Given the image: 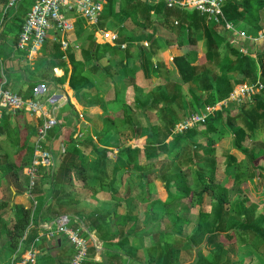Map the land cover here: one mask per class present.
<instances>
[{
	"label": "trees",
	"instance_id": "obj_1",
	"mask_svg": "<svg viewBox=\"0 0 264 264\" xmlns=\"http://www.w3.org/2000/svg\"><path fill=\"white\" fill-rule=\"evenodd\" d=\"M2 2L4 10L6 0ZM222 6L225 20L242 28L247 36L258 37L264 30V0H224ZM2 24L0 38L7 36ZM126 24L134 28L128 31ZM82 25L79 20L78 43L88 40L86 49L77 55L72 50L63 52L56 41L47 43V57L32 73L35 77L25 91L15 92L31 98L38 85L61 87L67 83L84 117L102 115V129L97 134L82 133L81 140L71 137L67 147H60L57 166L54 157V168L37 174L31 191L36 206L24 208L10 205L11 198L26 191L28 180L23 169L33 154L34 127H20L16 116L21 111L2 116L0 187L7 175L13 183L8 188L10 199L0 198V254L3 247L9 254L25 251L33 239L47 231L40 227L42 221L59 219L63 208L110 192L114 184L125 185L131 174L142 183L141 192L133 199L148 205L143 229L138 228L134 209L129 208L125 216L112 212L108 217L96 214L89 222L83 220L85 230H96L98 238L108 221L127 226L129 237L120 239L117 246L136 241V249L126 251L130 259L142 264H245L234 260L237 245H252L264 254V214L255 215L258 204L249 205L245 192L232 194L239 189L249 192V182L256 179L264 184V146L256 142V134L264 131V94L239 105L229 104L208 116L204 124L173 133L181 117L202 113L206 106L226 100L236 85L259 82L264 86V49L255 57L248 51L242 54L240 44L231 40L222 23H210L196 11L150 5L146 0H109L99 16L100 29L108 25L118 29L119 43L127 44L124 51L97 43L94 32ZM12 48L16 53L18 49L15 52ZM184 49H201L203 62L197 65ZM105 51L114 55L121 52L123 58L114 65L94 63L89 70L85 68L86 62L99 60ZM164 51H168L167 58L159 59ZM3 53L6 51L0 50V88L8 89L3 83L9 79L1 61ZM21 53L24 58L25 53ZM57 68L63 70L61 78L54 76ZM99 73L109 84L103 102L98 101L100 94L91 84V76ZM138 75L142 89L152 88L147 98L136 94L144 91L137 84ZM171 83L174 88L170 92ZM187 100L191 112L186 110ZM105 105L111 109L106 110ZM63 128L62 124L55 126L49 132L50 139ZM226 134L231 137V147L218 149ZM131 141L135 147L126 145ZM116 199L125 200L127 207L132 202L128 191ZM9 211L16 214L7 222ZM73 225L78 227L76 222ZM81 235L91 244L82 229ZM111 240L104 243L107 262L123 264L124 255L111 251ZM140 251L142 256H136ZM90 252H95L93 246ZM46 256L52 259L50 254Z\"/></svg>",
	"mask_w": 264,
	"mask_h": 264
},
{
	"label": "built area",
	"instance_id": "obj_2",
	"mask_svg": "<svg viewBox=\"0 0 264 264\" xmlns=\"http://www.w3.org/2000/svg\"><path fill=\"white\" fill-rule=\"evenodd\" d=\"M19 0H6L5 12L16 9ZM109 0H36L21 26L17 47L26 53V58L31 59L49 38L50 32L54 31L62 51L66 52L70 48L69 36H71L78 26V21L82 20L84 28L94 32V37L99 44H108L112 47L124 51L126 43H119V31L116 28L100 29L98 26L99 16L104 10ZM150 5H164L167 8L178 7L188 11H196L206 17L208 22L223 24L231 38L252 39L247 34L227 22L223 15L224 0H146ZM264 36L263 32L258 33V38ZM148 46L146 42L140 43ZM242 54H247L245 49L239 50ZM55 71V70H54ZM39 89L44 92L46 84H41L33 91L31 98H25L17 93L0 88V119L6 114H15L17 111L28 113L40 119L41 123L37 128L35 141L33 142V154L29 164L23 169L28 183L26 193L31 197V191L36 185V178L39 170H50L54 168V155L48 148L49 132L56 126L57 120L55 112L57 103H51L48 99L42 101L39 98ZM264 94V86L259 82L248 85L238 84L224 101L214 106H206L204 112L191 114L181 119L175 126L174 134H180L188 129L204 124L208 116L216 111L227 107L229 104H242L256 94ZM79 118L82 115L79 114ZM81 133L76 134V138H82ZM32 206H36V201L32 200ZM65 236L72 244L74 254L71 264H83L88 257V242L81 235V228L71 225L70 219L60 217L56 221V227L48 229L45 233L33 239L29 248L20 252V249L12 256L9 264H39L38 256L41 250L56 240L57 236ZM44 246V247H43Z\"/></svg>",
	"mask_w": 264,
	"mask_h": 264
},
{
	"label": "crops",
	"instance_id": "obj_3",
	"mask_svg": "<svg viewBox=\"0 0 264 264\" xmlns=\"http://www.w3.org/2000/svg\"><path fill=\"white\" fill-rule=\"evenodd\" d=\"M5 0H0V25L2 24V31L7 34V36H1L0 38V50L6 51V54L3 53L2 56L3 58L1 59L3 63V67L7 69L9 79L3 80V83L8 84V89L15 92L19 89L22 91H25L27 89L28 82L35 77L36 74H32L35 72V69L37 68V65L44 60L47 57V52L45 45L49 42H55L54 38L56 36V33L54 31L50 32L48 40L45 42L43 47L38 51L35 55L31 57V59H27L26 53L23 51H20L18 49L17 43H18V37L19 33L21 30V26L26 18V15L28 11H30V7H32V4L36 0H29L28 3H24L23 0L18 2V7L17 9H14L12 11H7L5 12V8L3 10V2ZM6 3V2H5ZM3 10V13H2ZM5 16H4V15ZM86 29V28H84ZM239 30L240 29L238 28ZM77 28L75 29V32L72 34H76ZM264 33L263 31H260ZM69 36V42H70V48L69 50L74 51V45L73 41L76 40V36ZM58 37V36H56ZM252 37V36H250ZM232 41L236 42L237 44H240L242 49H245L246 51L251 53V57H255L256 52L261 51L264 49V36L262 38L258 37H252V39H243V38H238L234 39L231 38ZM14 51L17 52L13 54V48ZM77 47V46H76ZM17 48V49H16ZM25 53V57L22 58L21 55L22 53ZM24 65H26L24 67ZM28 69V70H27ZM55 70V71H54ZM53 73L56 78H61L63 76V70L61 69H54ZM39 86V85H38ZM37 86V87H38ZM109 89L106 88V91ZM105 91V92H106ZM39 98L42 99V101H45L48 99L51 103H57V109L55 112V117L56 120L60 124L62 123H71L74 127H85L87 128L90 132H92V127H91V117L92 116H98L102 118L101 114H89L88 116L84 117L81 112H80V106L77 103V100L75 99V96H73V93L70 91V88L67 83H65L63 86L59 87L56 85H51V84H46V90L42 92L41 89H39ZM104 92V94H105ZM16 93V92H15ZM100 95L98 100L103 102L105 99V96ZM24 97V96H22ZM27 98V97H25ZM68 104L71 105V108H67ZM109 106L105 105L106 110H109ZM72 108H74L75 112H73ZM70 109V110H69ZM72 111V112H71ZM76 114L78 117H76ZM79 114L82 115V118H79ZM16 120H19L20 122V127L22 129H27L28 127H34V134L31 138V141H35L36 133H37V128L40 125L41 121L35 116H32L28 113H22L18 114L16 116ZM62 121V123L60 122ZM63 125V124H62ZM77 127V128H78ZM102 129V120L100 122V131ZM80 130V128L78 129ZM77 133H83L82 131H77ZM75 134V136H76ZM92 134V133H91ZM83 136V134H82ZM51 139L49 136L48 140V148L52 152V146H51ZM65 143V142H64ZM60 145V142H59ZM66 146V144L64 145ZM67 147V146H66ZM219 147V145H217ZM60 149V148H59ZM226 149V148H224ZM0 153H3V151H0ZM53 153V152H52ZM54 155V154H53ZM55 157V155H54ZM116 182V179H115ZM141 180L140 178L135 175L131 174L129 177L127 176L126 178V184L125 185H118L114 184L113 189L110 192L104 193H97L96 195H91L88 196L86 201L83 203L73 206V207H66L61 210V217H67L70 219L71 224H78V226L86 232L88 235L87 238L90 239L91 244L88 242V257L86 261L83 264H108L107 260V249L104 248V243L105 242H110V239L113 246L111 248L112 252L119 253L123 256V264H142L140 262L135 261V259H130L129 257L126 256V251L129 247L136 249L137 247V242L134 241L133 239L131 240L130 243H127L123 247H118L117 244L119 243V240L124 238V237H129L127 234V226L122 228L121 225L117 224H111L108 221L107 227L104 228V225L100 229V237L98 238L96 230L93 231H87L85 230L83 220H86L89 222V217H94L96 214H103V216L108 217L112 212H116L117 215L119 216H125L128 208L129 209H134L133 215L137 216V226L139 229H143L145 221L148 218V205L145 202H138L135 201L133 198L140 193L142 189V183H140ZM127 185H128V190H127ZM12 189V194H15V190ZM137 192H136V191ZM128 191V195L132 202L130 203V207H127V203L125 200H118L115 198L117 197H123ZM85 194V193H81ZM2 194L0 191V198ZM29 196L26 195V191L21 192L19 195L14 196L11 198L12 203L10 206L13 205H20L24 208H29L32 204L27 201ZM31 201L34 200L33 197H30ZM9 200V199H7ZM120 204V206H117ZM136 208V209H135ZM78 215H80L81 219L78 218ZM13 217V212L9 211L6 213L5 220L8 222L11 218ZM58 219L54 220L53 222L45 220L42 221L40 224L41 228H47L48 229H53L56 227V221ZM75 226V225H73ZM76 227V226H75ZM122 230L124 232H122ZM56 240L49 242L46 248H43L38 256V259L41 261L40 264H71V260L74 254V248L72 244L69 242L68 239H66L65 236H57L55 238ZM98 241V246L95 245V241ZM91 246L95 248V252L91 253ZM21 252V251H20ZM134 252L132 251L131 258H134L135 255L133 254ZM15 254V253H14ZM14 254H9L8 250L3 247L2 249V254H0V264H9L10 259ZM50 254L52 256V259H49L46 255ZM7 256V258H3V256ZM136 256H142V252H138ZM2 259H7L5 263H2ZM128 260L127 262L125 260Z\"/></svg>",
	"mask_w": 264,
	"mask_h": 264
},
{
	"label": "rangeland",
	"instance_id": "obj_4",
	"mask_svg": "<svg viewBox=\"0 0 264 264\" xmlns=\"http://www.w3.org/2000/svg\"><path fill=\"white\" fill-rule=\"evenodd\" d=\"M22 1V0H21ZM29 0H23L24 3H28ZM110 28H114V26L112 25H108ZM82 27L84 28V26L82 25ZM78 28V26H77ZM82 28V30L84 31V29ZM125 28H127L128 31L132 30V28H134L131 24H126ZM87 29V28H86ZM242 29V28H240ZM81 30V33H83V31ZM244 31V30H243ZM72 36H76V40L73 41V44H75L74 46V52L75 54L79 55V51L82 48H85L88 46L89 41L86 40L84 43L79 44L78 43V35H77V31L76 34L72 35ZM77 46V47H76ZM185 53H187L188 58L192 61H195L197 65H200L203 62V59L201 58V49H199L197 52H195L193 49H184L183 50ZM168 51H164L162 53L159 54V59H161V57H166ZM123 58V53L121 52H117L116 55H114L112 52L109 51H105L102 52L100 54V59L99 60H94V61H89L85 63V68L87 70H89L92 67V64H97L101 67L103 66H107V65H114L115 63H117L118 61L122 60ZM167 58V57H166ZM92 75V74H91ZM138 86L139 88H141V82H142V78L138 75ZM174 80V78H173ZM91 84L92 86L95 87V89L98 91V93L100 95H103L104 92L106 91V88H108L109 84L108 82L104 81L103 79V75L101 73H99L98 75H92L91 76ZM173 85L172 83L168 85V90H172ZM142 89V88H141ZM144 91L138 90L136 92L137 96H139L140 98H147V96L149 95V92H151L152 88L149 89H142ZM184 92H186V89H184ZM194 93L196 95H199V91H194ZM99 101V100H98ZM187 102L186 105V110L190 111L192 110V107L189 103V100L185 101ZM99 103V102H97ZM109 109H111V107H108ZM115 109V108H113ZM112 109V110H113ZM203 109V108H202ZM185 110V111H186ZM72 112V111H71ZM76 113V112H75ZM191 115L188 114L182 118H185L187 116ZM91 117V127H92V132H90L87 128L85 127H74L71 123H62V121H60L63 124V132L59 133V135H57L56 137L52 138L51 140V146H52V152L55 155V161H56V166H57V162L59 159V148L63 147L65 144L68 143L69 138L71 137H75V134L77 131H82L83 134H86V132H89L88 134H97L100 130V122L102 120L101 117H96V116H92L89 115ZM88 116V117H89ZM77 117V114H76ZM60 123L57 120V125H59ZM56 125V126H57ZM78 127V128H77ZM80 128V130H78ZM60 142V145H59ZM65 142V143H64ZM231 137L229 134H226L221 141L219 142V147L218 149H229L231 147ZM256 142L263 144L264 146V131L262 132H258L256 134ZM134 142L131 141L130 143L126 144V145H132L133 147H135L136 145H133ZM139 148H143L142 145H138ZM61 149V148H60ZM2 154V153H0ZM13 181H12V177L10 175H7L6 178H4V180L1 182V187H0V191L2 194V198H4L5 200L10 199V193L8 191V188L10 185H12ZM48 186L45 185V190H47ZM248 190L249 192L246 191V189H244V191H241V189L233 192V195H237V194H241L242 192H245L249 199H250V203L249 205L256 203L258 204V209H256V213L255 215L257 216L259 213L264 214V184L260 181V180H254V181H250L249 182V186H248ZM88 194V193H87ZM252 194V195H251ZM258 194V195H257ZM27 195V193H26ZM28 196V195H27ZM258 196V197H256ZM32 197V196H31ZM28 202H30L32 204V201L30 199V197L27 199ZM17 211H20L19 208L17 209ZM147 211V209H146ZM16 212L13 213V216H15ZM6 217V216H5ZM146 222V221H145ZM187 233V232H186ZM235 253H234V260L235 261H244L246 262L245 264H264V254L261 253V251L257 248H255L252 245H247V246H241V245H237L235 248ZM3 258H7V256H3ZM7 259H2L1 262L5 263Z\"/></svg>",
	"mask_w": 264,
	"mask_h": 264
},
{
	"label": "water",
	"instance_id": "obj_5",
	"mask_svg": "<svg viewBox=\"0 0 264 264\" xmlns=\"http://www.w3.org/2000/svg\"><path fill=\"white\" fill-rule=\"evenodd\" d=\"M98 244H99V243H98V241L96 240V241H95V245L98 246Z\"/></svg>",
	"mask_w": 264,
	"mask_h": 264
}]
</instances>
